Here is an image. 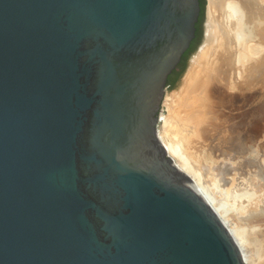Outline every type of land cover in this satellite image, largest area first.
Returning a JSON list of instances; mask_svg holds the SVG:
<instances>
[{
    "label": "water",
    "instance_id": "1",
    "mask_svg": "<svg viewBox=\"0 0 264 264\" xmlns=\"http://www.w3.org/2000/svg\"><path fill=\"white\" fill-rule=\"evenodd\" d=\"M199 0H0V264H245L158 136L211 37Z\"/></svg>",
    "mask_w": 264,
    "mask_h": 264
},
{
    "label": "rangeland",
    "instance_id": "2",
    "mask_svg": "<svg viewBox=\"0 0 264 264\" xmlns=\"http://www.w3.org/2000/svg\"><path fill=\"white\" fill-rule=\"evenodd\" d=\"M219 1L214 21L224 41L212 56L218 59L219 79L211 76L172 106L171 100L159 117L158 134L164 143L174 136L194 137V144H177L192 167L211 174L222 168L219 176H203V181L241 230L246 264H264V0ZM201 71L206 81L207 70ZM165 121L174 125L170 132Z\"/></svg>",
    "mask_w": 264,
    "mask_h": 264
},
{
    "label": "bare ground",
    "instance_id": "3",
    "mask_svg": "<svg viewBox=\"0 0 264 264\" xmlns=\"http://www.w3.org/2000/svg\"><path fill=\"white\" fill-rule=\"evenodd\" d=\"M209 6H208V11H209V15H210V23H211V40L212 39H216L217 38V42L215 44H211L210 46L208 45L204 54V57L201 61V64L199 65V67L197 68L196 72L194 73V75L191 77V79L189 80V82L186 84V86L172 99V104L178 103L179 101H181L180 99H183L185 96H189L191 93L196 92L200 87H203L202 83H209L210 82V78L211 76L214 77L215 79H219V73H215L216 72V68H214L215 63L218 61L217 57L212 59V56H214V53L216 55V53H220V49H222L223 45L222 42L224 41H220L221 38L219 37V28L217 27L216 23L214 20L217 19L216 17V11L219 7L220 1L219 0H208ZM218 24V23H217ZM226 36V35H225ZM209 40V41H211ZM209 44V43H208ZM222 51V50H221ZM201 70H207L208 73V78L206 79V81H203V78L200 77V73L203 72ZM247 79V78H246ZM232 82V80H231ZM231 85V83H230ZM229 85V86H230ZM230 88V87H229ZM204 92V90H202ZM205 93V92H204ZM201 95V94H200ZM193 96V95H192ZM261 96V95H260ZM191 97V96H190ZM202 97V96H201ZM192 98V97H191ZM200 98V96H199ZM198 98V99H199ZM185 99V98H184ZM193 99L196 100V97ZM203 99V98H202ZM188 100V99H187ZM192 100V99H191ZM190 101V99L188 100ZM200 101V100H199ZM262 102V101H261ZM188 103V102H187ZM196 103V102H195ZM172 108V107H171ZM244 108V107H243ZM241 109V108H240ZM256 109H258V111L260 110V106L257 107ZM173 111V110H172ZM183 111V110H182ZM256 111V110H255ZM175 112V111H174ZM184 112V111H183ZM191 112V111H190ZM187 113V111H186ZM185 114V113H184ZM190 114V113H189ZM257 114V113H256ZM188 115V113H187ZM203 115V113H202ZM184 116V115H183ZM182 116V117H183ZM187 117V116H186ZM198 118V117H197ZM195 118V119H197ZM201 119V117H199ZM198 118V119H199ZM195 121V120H194ZM197 121V120H196ZM199 121V120H198ZM256 124V127L258 126V121L255 119V121H253ZM199 123V122H198ZM196 125V124H195ZM198 125V124H197ZM242 125V124H241ZM240 125V126H241ZM255 126V125H254ZM253 126V127H254ZM166 131L170 132L173 128L174 125L172 124V122L169 121H165V126ZM191 126H188L187 128H189ZM185 130V129H184ZM189 131V130H188ZM192 132V131H191ZM190 132V133H191ZM185 133V132H184ZM197 133V132H196ZM195 135V134H194ZM197 135V134H196ZM160 141L162 142V144L165 147L166 153L168 155V157L172 160V162L174 163V165L183 173H185L190 180L193 181V183L196 185V187L198 188V190L200 191L201 195L203 196V198L205 199V201L207 202V204L210 206V208L214 211V213L217 215V217L221 220V222L223 223V225L225 226V228L228 230L230 236L232 237V239L234 240V242L236 243V245L238 246L240 252L243 255L244 258V262L246 264V257H245V250H244V243H243V239H242V233L241 230L239 229V227L237 226V224L235 223L234 219L231 217L230 213L228 212V210L225 208V206L220 202V200L208 189V186L206 185V183L203 181V176L207 177L208 175L211 176H219L221 174L220 171L221 170L218 169L217 167H214L216 170H212L213 172H216V174H211L207 169H195L192 167L191 162L188 160L187 156L184 155L181 150L180 147L177 145L179 143L181 144H194V142H191V140L194 138H192L191 140H188L186 138V136L181 135V138H177V137H172V138H168L169 141L167 142H163L162 138L160 136V134H158ZM183 136V137H182ZM192 136V135H191ZM196 137V136H195ZM198 137V136H197ZM177 138V139H176ZM198 139V138H197ZM195 141V140H194ZM240 142V140H238ZM231 147V146H230ZM221 167V166H218ZM224 167V166H223ZM226 168V167H225ZM230 168V167H229ZM228 169V168H226ZM231 169V168H230ZM220 170V171H217ZM224 171H226L224 169ZM222 172L226 173V172ZM231 171V170H230ZM219 172V173H218ZM228 172V171H227ZM228 175V174H227ZM223 176V175H221ZM225 176V174H224ZM227 178V177H226ZM233 179V178H232ZM224 181V180H223ZM227 182H229L227 180ZM225 182V183H227ZM233 182V181H232ZM233 184V183H231ZM230 184V185H231ZM229 185V186H230Z\"/></svg>",
    "mask_w": 264,
    "mask_h": 264
},
{
    "label": "trees",
    "instance_id": "4",
    "mask_svg": "<svg viewBox=\"0 0 264 264\" xmlns=\"http://www.w3.org/2000/svg\"><path fill=\"white\" fill-rule=\"evenodd\" d=\"M199 2H200L201 12H200L198 23L196 24L195 38L191 42L188 50L183 54V56L180 60V63L178 64L176 69L168 77V82H167L168 90H174L177 88V86L180 82V78L182 77V75L184 74V72L186 70L187 60H188L189 56L195 51V49H196V47L200 41V38L202 36V29H201L200 23L202 21V16H203L204 0H199Z\"/></svg>",
    "mask_w": 264,
    "mask_h": 264
},
{
    "label": "flooded vegetation",
    "instance_id": "5",
    "mask_svg": "<svg viewBox=\"0 0 264 264\" xmlns=\"http://www.w3.org/2000/svg\"><path fill=\"white\" fill-rule=\"evenodd\" d=\"M200 25H201V29H202V37H205V33H206V31H205V27H206V25H204L203 23H202V21H201V23H200ZM194 40V39H193ZM188 62V61H187ZM183 76V75H182ZM182 78V77H181ZM181 78H180V80H181Z\"/></svg>",
    "mask_w": 264,
    "mask_h": 264
}]
</instances>
